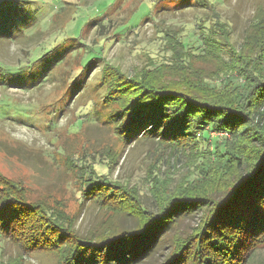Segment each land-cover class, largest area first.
Segmentation results:
<instances>
[{"label":"rangeland","instance_id":"374dc122","mask_svg":"<svg viewBox=\"0 0 264 264\" xmlns=\"http://www.w3.org/2000/svg\"><path fill=\"white\" fill-rule=\"evenodd\" d=\"M175 1L0 0V174L20 182L33 204L41 200L58 202V208L61 204L83 236L131 228L135 215L110 219L96 199L81 203L76 174L86 178L106 173L109 165L112 180L137 186L150 206L149 178L158 173L182 178L192 163L185 156L176 159L171 145L161 142L162 152L146 139L124 144L116 133L120 123L116 127L117 120L112 119L113 107L102 106L100 100L106 92L101 82L103 60L129 77L144 78L152 87L155 76L215 101L225 99V94L199 81L216 87L225 76L219 61L198 58L187 69L164 66L174 57L165 34L192 44L197 36L194 30L218 17L232 31L230 39L236 45L244 36L255 39V44L264 38V0H195L200 5L187 8L184 5L192 0ZM122 98L120 94L115 100ZM112 104L119 108V102ZM208 132L211 137L222 134ZM87 167L94 174L86 172ZM201 214L198 210L181 219L179 231L195 228ZM163 244L143 264L165 260L170 241ZM13 249L0 242L1 264H8ZM249 261L264 264V243L258 244ZM55 263L56 256L50 252H36L23 262Z\"/></svg>","mask_w":264,"mask_h":264},{"label":"trees","instance_id":"16d2710c","mask_svg":"<svg viewBox=\"0 0 264 264\" xmlns=\"http://www.w3.org/2000/svg\"><path fill=\"white\" fill-rule=\"evenodd\" d=\"M180 1L185 0L175 2ZM200 3L192 0L184 6ZM224 24L217 17L208 26L201 25L194 30L197 36L192 44L165 34L169 41L165 44L175 58L162 64L187 69L195 59L215 57L225 74L218 87L199 82L222 91L225 99L191 94L188 88H177L176 83L155 76L152 87L144 78L129 77L103 60L101 82L106 92L100 100L102 106L113 107L112 119L117 120L116 127L120 123L116 133L125 145L143 139L160 151V142L171 145L176 159L185 156L192 162L182 178L151 176L148 206L137 186L112 180L104 161L106 173L86 178L76 174L81 203L96 199L110 219L135 215L131 228L83 236L61 204L59 208L58 202L33 204L20 182L0 174V242L14 248L8 264H23L25 257L36 252L53 253L55 264H143L167 241L170 251L155 264L250 262L258 244L264 243V38L255 44V39L244 36L236 45ZM120 94L123 98L115 100ZM113 102H119L118 109ZM210 130L222 134L211 137ZM88 170L94 174L92 168ZM198 210L202 214L197 226L180 232L179 221Z\"/></svg>","mask_w":264,"mask_h":264}]
</instances>
